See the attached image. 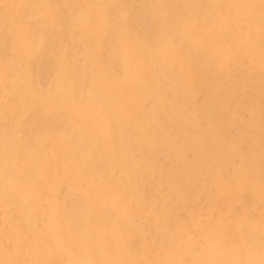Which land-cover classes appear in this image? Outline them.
I'll return each mask as SVG.
<instances>
[{
	"label": "bare ground",
	"instance_id": "bare-ground-1",
	"mask_svg": "<svg viewBox=\"0 0 264 264\" xmlns=\"http://www.w3.org/2000/svg\"><path fill=\"white\" fill-rule=\"evenodd\" d=\"M18 1L0 11L2 39L14 32L26 45L0 67L11 89L0 104L16 127L32 109L41 125L0 141V264H264V133L251 125L258 96L239 94L253 76L264 84V0H148L153 36L132 26L129 0L28 1V19ZM57 29L69 40L42 85L32 61ZM110 37L119 72L103 53ZM61 184L80 194L77 212Z\"/></svg>",
	"mask_w": 264,
	"mask_h": 264
},
{
	"label": "rangeland",
	"instance_id": "rangeland-1",
	"mask_svg": "<svg viewBox=\"0 0 264 264\" xmlns=\"http://www.w3.org/2000/svg\"><path fill=\"white\" fill-rule=\"evenodd\" d=\"M28 1L33 2L36 0H24V1L19 0L18 1L19 4H17L21 8V9L19 8V10H20L19 13L22 15L21 17H25V19H28L27 14H25V13H28V11H27L28 7L25 8L26 10H23L22 8L26 5V3ZM132 1L133 0H129L130 4L133 6L132 17H131L132 26L137 31V33H139V35L153 36L154 34H156L158 32V28L156 27L155 23L150 20L151 13L146 10V8L149 4V1L148 0H134L133 1L134 3ZM172 2L174 3V6L176 8H179V6L181 5L179 0H172ZM7 3H8V0H0V11L2 12V15H4V16L6 15L7 17H9L10 12L8 11ZM137 10H138V12H137ZM1 12H0V15H1ZM35 22L36 23L34 25V28L30 34H40V32H42L44 30L42 22H40L39 20H35ZM8 27L10 28V25H4V27L2 29L0 28V67L8 66L11 63L9 61L10 57L15 53H20L21 50L26 48V45L19 43L18 35L14 32H11L8 34L7 41H4L2 39V36L4 33L3 31L8 30L9 29ZM47 39H48V43H47L48 46L43 47L41 49V51L38 53V55L40 57L39 61L38 62L32 61V67L34 66L33 67V73H34V75H36L39 72L38 73L40 75L39 82L42 85H46L52 78V70H51V67L48 65L49 64V55L55 50V48L58 46L59 43H61L62 40H64V41L69 40V37L67 34H64L63 32L59 31V29H57L51 37L47 36ZM102 46H103L104 56L108 57L110 63L112 64L113 70L119 72L120 67L118 64V57L116 54V48L112 44L111 37L108 39H105L102 42ZM79 49L80 48H78L77 50H79ZM241 63L244 64L241 66V71H244V69H246V67H248L249 61L245 57L243 59V61H241ZM37 64H38V66H37ZM36 68L38 69V71H36L37 70ZM243 73H245V72H243ZM258 80L259 79H257L255 76L251 77V79L249 81L246 80L248 84L244 90L240 88L241 90H240L239 94L242 93L244 101L249 100L250 97L253 95L258 96V99H259V103L257 106V111H258L257 119L258 120H254V121L251 120L252 121L251 125L256 131L261 132V130H262V132L264 133V104H263L264 103V95H263L264 94V84H259ZM251 83H252V85H251ZM10 92H11V89H9V88L7 89L6 92H4V84L0 81V96H1L0 99L7 98L9 96ZM245 104H246V102H245ZM236 110H233V111H236ZM259 114H260V116H259ZM230 116H232V111L230 112ZM242 117L244 120L249 119L250 118V112L247 110H243ZM40 121H41V118H40L39 113L32 109L30 111H27L25 113V115H23L21 117L20 127L18 128V127H16L14 120L11 117L10 108L9 107H3V105L0 104V141L6 142L13 135L17 134L18 132H20V134L24 137H32L33 133L36 132L38 130L39 126L41 125ZM230 128L232 129L233 132L237 131L236 125H232ZM238 130H240V129H238ZM260 132H259V134H261ZM248 149H249V144L247 142H244L242 145V150L247 151ZM193 153H194V151L193 152L187 151L186 156H187L188 163L191 162V160L193 158ZM0 155H1L0 156V173H1L2 168L5 167V162H6L5 159L7 157V154L0 150ZM158 158L162 161L166 160L163 157V155H161V154H158ZM188 158L191 160H189ZM240 161H244V158L241 157V155L236 157V164L239 163ZM195 164H196V162H195ZM189 165L190 164H186L183 166L188 167L189 172H190L189 173L190 176L193 178L195 177L197 179V177L200 176L199 174H201L202 170H198L196 167H194V168L190 167L189 168ZM59 194L61 196L65 195V197H66L65 208L69 214H71L73 212H77V210L81 207L80 194L77 192H70V190L66 184L60 185ZM6 195H9V194H6ZM200 195H197V197H196L197 198L196 201L198 203L197 207H200V208L202 207L201 209H206V207L209 205V203L211 201V200H209L210 195H206V194L201 195V196ZM6 197L8 198L9 196H6ZM227 198L228 197H226L225 198L226 200H225L221 197H218L217 201L215 203L218 205L219 208H224L228 202ZM185 211H186V209H184L182 207H180L176 211L177 212L176 221L180 224H183L186 221V218L188 216ZM179 219H181V221ZM145 234H146V237L149 241L157 238L156 229L152 225H150L148 228H146ZM135 245L137 246V248H141V241H139V240L136 241ZM70 262H73V263H70ZM79 262H80V260L77 261V260H70V259H65L63 261L64 264H69V263L70 264H77Z\"/></svg>",
	"mask_w": 264,
	"mask_h": 264
}]
</instances>
